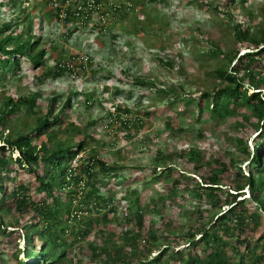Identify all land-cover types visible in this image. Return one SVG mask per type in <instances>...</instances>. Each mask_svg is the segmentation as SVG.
Instances as JSON below:
<instances>
[{"label": "trees", "instance_id": "16d2710c", "mask_svg": "<svg viewBox=\"0 0 264 264\" xmlns=\"http://www.w3.org/2000/svg\"><path fill=\"white\" fill-rule=\"evenodd\" d=\"M84 1L86 9L89 4L93 8L105 5V0ZM25 3H3V7H20V12L0 27V86L5 87L22 72V61L41 71L35 75L37 87L65 75L84 76L90 72L94 76L93 59L88 55L84 62L79 53L63 50L51 59L54 66H49L48 50L41 36L34 34L32 13L23 6ZM236 3L227 0L225 6L229 10ZM74 5L71 2L68 7L65 23L75 20L78 26L80 21L86 26L91 11L84 21L80 18L85 15L83 11H72ZM127 5L113 3L111 9L119 14L132 7ZM214 10L219 12L218 7ZM226 13L235 22L236 47L223 50L216 45L210 50L211 55L227 60V65L214 71L220 83L188 93L181 100H166L161 116L166 118V129L175 133L185 131L184 120H189L195 141L208 138L218 125L234 120L235 128L243 134L233 138L232 147L237 152L227 149L213 154L186 144L169 157L161 153L155 156L148 175L133 168L127 177L121 174L125 166L112 155L111 142L102 143L101 150L94 146L99 140L89 129L96 122L78 125L65 116L72 107L71 95L59 109L55 103L61 97L49 101L46 113L36 118L30 130L4 135L5 128L23 109L28 115L35 114L41 94L6 95L8 88V92H0V264H264V25L254 30L248 21L238 22L229 11ZM60 15L61 9L57 8L53 16L60 20ZM260 17L264 20V7ZM159 61L174 68L171 60ZM127 81L157 88L154 81L139 76ZM168 93L174 95L175 91ZM93 96L85 93L84 103L91 105ZM109 113L107 128L124 129L125 140L133 137L135 122L145 127L139 117L118 121L119 109ZM144 115L151 117L152 113L144 111ZM248 126L257 132L252 152L245 137ZM63 135L65 139L51 144ZM15 153L18 156L13 158ZM79 155L74 168L73 161ZM173 158L181 159L184 169H179ZM244 164L248 171H243ZM160 167L164 169L158 171ZM113 180L135 185L130 189L134 196L131 201L112 193ZM157 184L163 187L157 188ZM150 188L157 199L147 200L150 205L146 213L141 197ZM245 190L249 198L242 199ZM188 199L192 205L187 207L189 213H184L183 200ZM116 202L121 203V218L116 216ZM8 216L14 221H7ZM92 235L94 238L89 240ZM22 237L23 249L18 246ZM153 250H158L154 257Z\"/></svg>", "mask_w": 264, "mask_h": 264}, {"label": "rangeland", "instance_id": "374dc122", "mask_svg": "<svg viewBox=\"0 0 264 264\" xmlns=\"http://www.w3.org/2000/svg\"><path fill=\"white\" fill-rule=\"evenodd\" d=\"M5 1L9 2V0H0V27L4 22H12L14 16L20 12L18 6L3 7ZM46 1L26 0L23 6H28L27 11L32 13V15L28 13V16L30 15L33 20L34 34L37 37L41 36L42 44L44 43L48 50L49 66H54L53 60L64 50L70 54L79 53L82 58H85L84 62L88 61L85 56L88 55L90 59H93L92 68L96 70V73L94 76L90 72L84 76L65 75L56 81L48 80L43 86L37 87L35 75L41 71L35 70L29 62L22 61V72L7 81L5 87L0 86V92L3 94L9 90L6 95L17 96V94L28 95L40 91L41 98L37 102L39 107L34 115L26 114L23 109L20 115L5 128L4 135L30 130L36 118L43 117L46 113L49 101L61 97L55 103L56 109H59L71 95L72 107L65 111V116L70 122L76 121L78 125L96 122L89 129V132L99 140L94 146L101 150L102 143L111 142L112 155L120 165L125 166L121 174L127 177L131 176L133 168H139L148 175L153 170L155 156L161 153L169 157L170 153L178 152L179 147L186 144L206 148L213 154L223 153L227 149L237 152L235 147H232L233 138L243 134L235 128L234 120L218 125L213 129L215 133L208 138L206 136L202 140L195 141L193 139L195 131L190 130L189 120L180 119L184 120L185 131L181 133L169 131L165 125L166 118L161 116L163 112L161 110L166 108V100H181L189 95L188 93H197L220 83L214 71L218 67L227 65V60L220 55H211L210 50L216 45L223 50L236 47L233 37L235 22L230 20L226 11H229L238 22L248 21L250 27L257 30L264 25V20L260 17L264 0H237V3L229 10L225 6L227 0H136L137 4L129 0H107L103 2L105 4L103 7L100 4L95 11H92V17L86 26H83L84 22H79L80 28L75 20L70 21L68 28L63 27L53 16L57 9L52 3L47 4ZM69 1L61 4L65 12L68 7L70 8L71 2L77 0ZM113 3L128 4L132 7L125 8L118 14L111 9ZM79 6L74 5L72 11L82 10L83 8ZM216 7L219 12H215ZM99 12H105V15L102 17ZM124 13H127V16H122ZM85 16L86 14L80 18L83 20L89 18ZM104 18H107V24L103 30H100L99 22L104 23ZM114 34L118 36L116 39L113 38ZM159 59L171 60L174 68H169ZM72 60L70 65L74 62V58ZM136 76L154 81L157 88H144L127 81ZM118 90L122 92L119 95ZM171 91H175L174 95L168 93ZM130 92H132L131 98ZM85 93L94 95L91 105L84 103ZM115 102L120 105L118 109L121 117H118V121L135 117L144 120L143 128L135 122L133 130L131 129L134 135L130 139L125 140L127 132L122 128H107L109 111L114 110ZM179 107L183 109V105ZM126 110H130L131 113H126ZM144 111L151 112L152 116L144 115ZM114 116L112 115L113 119ZM246 129L245 137L248 138L247 144L252 152L257 132L252 126ZM63 139L65 135L54 139L51 144ZM17 156L18 153H15L13 158ZM171 161L175 162L179 169H184L183 164H180L181 159L173 158ZM245 166V164L242 166L243 171H248V167ZM161 169L163 170L164 167L157 170ZM135 178L136 176L133 180ZM111 185L112 193L116 196H126L129 201L133 199L130 189H135V185L131 181L113 180ZM155 186L163 187L160 184ZM152 190L151 188L146 190L141 197L146 213H149L146 208L150 205L147 200L157 199L156 196L151 195L154 193ZM245 195L249 196L248 193ZM183 203L184 213H189L187 207L192 205L190 199L183 200ZM114 204L118 208L121 203ZM211 212L209 211L210 215H212ZM116 216L122 217L119 208ZM182 219V217L179 218V220ZM6 220L14 221L9 216ZM163 229L165 228L161 230ZM93 238L92 235L89 240ZM18 246L21 249L24 247L23 237ZM157 251L153 250L151 256L154 257Z\"/></svg>", "mask_w": 264, "mask_h": 264}, {"label": "clouds", "instance_id": "9594fccd", "mask_svg": "<svg viewBox=\"0 0 264 264\" xmlns=\"http://www.w3.org/2000/svg\"><path fill=\"white\" fill-rule=\"evenodd\" d=\"M54 1H57L58 3H59V7H57V8H60L61 9V15H60V17H61V19L60 20H58L60 23H61V25L63 26V27H65V28H68V25L70 24V21L69 22H67V24L65 23V18H66V16H67V14H66V12H67V10H66V12H65V10H64V8H63V6H61V3H60V1L59 0H54ZM54 1L52 2V5H53V3H54ZM91 2H92V0H90ZM107 0H105V2H106ZM117 1H120V0H117ZM68 2H70L69 0H68ZM75 5H80L79 6V8H83L82 10H80L79 12H81V11H83V14H88L90 11H91V13H92V11L94 10L95 11V8L97 7V6H95L92 10H90V5L91 4H89L88 5V8L86 9V8H84L83 7V2H85L84 0H77V1H72ZM77 3H79V4H77ZM108 3V2H107ZM119 5V4H118ZM53 7H54V5H53ZM55 9H57L56 7H54ZM75 12V11H74ZM77 12H78V10H77ZM63 14V15H62ZM88 16V15H87ZM102 17H103V15H102ZM105 19V21H104V23H101V22H99V25H100V30H102L101 29V27H103L105 24H107V18H104ZM57 20V19H56ZM103 25V26H102ZM78 26V25H77ZM106 26V25H105ZM79 28H80V25L78 26ZM69 30H70V27H69ZM80 157H81V155H79V156H77L76 158H75V160L73 161V167H74V163L76 162L77 163V166H78V163H79V159H80ZM77 166H75L74 168H76ZM245 193H248V195H249V192H248V190H245L244 191ZM244 196H245V198H249V196L247 197L245 194H244ZM244 197H242V199H243ZM241 199V198H240ZM126 214V213H125ZM23 249V248H22Z\"/></svg>", "mask_w": 264, "mask_h": 264}, {"label": "built area", "instance_id": "2783aa9c", "mask_svg": "<svg viewBox=\"0 0 264 264\" xmlns=\"http://www.w3.org/2000/svg\"><path fill=\"white\" fill-rule=\"evenodd\" d=\"M93 2H94V1L92 0V3H93ZM53 5H54V7H56V8L60 6L59 3H58L57 1H55V2L53 3ZM92 9H93V5L91 4V5H90V10H92ZM119 107H120V105H119L117 102H115V103H114V108H113L114 110L111 111V112H112V113H115ZM75 166H77V163H76V162L74 163V167H75Z\"/></svg>", "mask_w": 264, "mask_h": 264}]
</instances>
